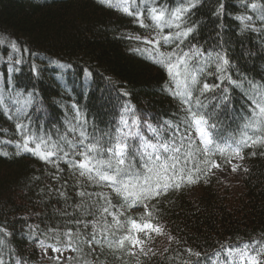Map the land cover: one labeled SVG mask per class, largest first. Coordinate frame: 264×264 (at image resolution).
<instances>
[{"label":"trees","instance_id":"obj_1","mask_svg":"<svg viewBox=\"0 0 264 264\" xmlns=\"http://www.w3.org/2000/svg\"><path fill=\"white\" fill-rule=\"evenodd\" d=\"M145 1L151 7L170 9L182 3ZM147 22L151 21L147 18ZM183 27L194 28L181 46L184 51L195 45L205 58L213 54L201 74V87L204 82L220 86L201 97L207 111L214 113L212 122L222 125L225 132L238 130L249 116L248 82L264 84V0H197ZM141 31L144 28L134 16L101 0H0V153L9 154L0 155L3 264H57L39 243L66 246L68 237L63 234L69 231L80 233L75 247L83 251L72 250L59 264H84L85 260L94 264H137L138 260L139 264H183L185 248L210 258L201 259L200 264H214L216 252L221 251L224 259L221 245L264 243V156L259 155L264 147L244 149L239 178L233 176L230 165L223 164L231 181L213 172L207 183L201 180L160 198L163 215L159 223L165 225L166 234H153L151 239L140 236L146 241L145 250L156 253L148 258L107 247L100 232L104 202L96 193L111 197L117 207L123 204L109 187L81 177L65 160L58 161L60 171L30 153L16 155L15 142L21 140L17 123L57 140L66 134L69 139L78 138V133L69 130L80 125L87 134L99 137L115 128L125 108L154 126L182 120L183 106L169 91L176 90L174 83L164 67L143 51L147 46L136 35ZM165 46L172 51L176 45ZM216 53L228 59L224 75L236 84L220 79ZM15 100L25 108L18 111ZM126 118L131 122V113ZM253 150L256 156L249 155ZM120 210L125 212L122 221L144 213L142 206L128 209L126 204ZM104 217L112 224L111 216ZM78 220L99 221L96 235L101 244H93L95 252L86 243L92 224L85 229L83 223H75ZM123 234L121 230L108 239ZM168 235L179 243L169 241Z\"/></svg>","mask_w":264,"mask_h":264},{"label":"snow or ice","instance_id":"obj_2","mask_svg":"<svg viewBox=\"0 0 264 264\" xmlns=\"http://www.w3.org/2000/svg\"><path fill=\"white\" fill-rule=\"evenodd\" d=\"M126 2L127 0L125 6H121L113 0H101V3L109 7H115L126 15L134 16L142 28L149 27L144 23V12L147 11L155 35L153 39L143 38V42L149 45L143 51L149 53L155 63L164 67L176 85L175 91L171 89L169 91L183 106L184 118L178 123L164 121L157 127L148 120L135 116L132 109L125 108L115 128L99 137L95 134H87L80 125L69 130L70 133H78V138L69 139L66 134L57 140H53L50 136L37 135L29 125L17 123L16 129L21 140L15 142L16 155L30 153L45 162L52 163L60 171L62 170L59 169L58 161L65 160L71 168L79 171L81 177H86L94 184L109 187L121 198L123 204L117 207L112 204L111 197L96 193L104 202L100 207L101 218L104 219V227L100 232L104 235L107 247L114 251L127 249V254L133 256L137 253L132 249L138 248L139 254L148 258L150 255L155 256L156 253L151 248L145 250L146 241L140 239V236L151 239L153 234L156 236L166 234L165 225L159 223V217L163 215L158 207L160 198L170 191H179L201 180L207 183L208 178L213 175L212 170L220 169L223 164L230 165L235 172L242 167L239 161L245 159L244 149L264 147V84L248 82L251 89L248 96L249 116L238 130L225 132L222 125L212 122L214 113L207 111L208 106L201 99L205 93L220 87L209 85L207 82L201 87V74L205 72L208 62L212 61L213 54L209 52L205 58L201 49L195 45H192L188 51H184L181 47L189 34L194 31L193 27H183V25L186 22V14L196 7L197 0H182V3L174 9L148 8L145 0H141L144 7H138L135 11L126 6ZM252 7L255 8L256 5L253 4ZM164 29H175V31L165 33ZM162 43L164 45L175 43L176 46L171 52H161ZM152 53L155 55H151ZM201 59L204 60V64L200 63ZM214 63L216 72L221 74V80L236 84L230 76L224 75L229 65L225 56L216 53ZM33 70L36 71L35 67ZM224 91L226 93L227 89ZM129 113L132 115L131 122L126 118ZM192 127L196 130L198 142L187 132V129ZM145 131L152 134L151 138L145 135ZM4 143L12 142L4 141ZM70 154L71 159L68 158ZM0 155L7 157L9 154L4 152ZM249 155L256 156L257 152L253 150ZM259 155L264 156V152H260ZM76 156L81 159H75ZM233 160L238 162L233 163ZM243 170L248 172L247 168ZM80 195L84 196L85 193L81 192ZM125 204L128 209L142 206L143 215L138 218L127 217L122 221L121 217L125 216V212L120 209ZM110 208H115L116 211L112 212ZM104 214L112 217V224H108ZM75 223L77 225L83 223L85 229L88 223L92 224L93 231L88 234L90 238H86V243L92 252H95L93 244H101V240L96 235L99 221L84 223L78 220ZM125 224H127L126 230ZM121 230H124L123 235L108 239L109 235L116 237V233ZM4 231L0 228V232ZM63 235L68 237L67 248L77 252L83 251L75 247L77 241H80L79 232L73 234L69 231ZM73 235L76 237L75 240ZM168 239L179 243V240L171 235H168ZM0 243H3V240H0ZM39 246L45 253L49 247L54 253L64 250L55 245H45L43 241H40ZM221 250L224 259L219 264H264V259L261 258L264 257V243L260 241L253 240L239 247L221 245ZM165 251L168 249L165 248ZM184 253L187 259L183 264H200L201 259L210 260L205 254L195 252L191 248H185ZM215 255L220 257L221 251L216 252ZM52 259L59 264V256H54ZM0 264H3L2 259ZM84 264H94V262L85 260Z\"/></svg>","mask_w":264,"mask_h":264},{"label":"rangeland","instance_id":"obj_3","mask_svg":"<svg viewBox=\"0 0 264 264\" xmlns=\"http://www.w3.org/2000/svg\"><path fill=\"white\" fill-rule=\"evenodd\" d=\"M114 3H119L121 6H125V0H113ZM145 3L147 4V6H149L148 8H151V6L149 5L150 2L149 1H145ZM126 6H128L132 11H135L136 8H143L144 4L141 3V0H135V3H133V0H127L126 2ZM153 7V6H152ZM147 18H148V13L147 11L144 12V23L146 25H149L148 28H144V31L138 32L136 33L137 37H139L141 40H143V38H148V39H153L154 35H155V30L151 27V22H147ZM169 30L164 29V32L167 33ZM147 47H149V45L145 44ZM160 51L161 52H171L170 49H168L163 43L161 44L160 47ZM175 88L176 85L174 84ZM19 104V105H18ZM15 105L18 107L17 110L20 111L22 109L25 108V105L22 104L19 100H15ZM158 127V126H157ZM147 132V131H146ZM188 133H190L191 138L193 140H196L198 142V137L196 135V130L195 128L191 131H187ZM146 136H148L149 138H151L152 134L150 132L146 133ZM238 161L233 160V163H237ZM239 163L242 165V161H239ZM232 170V169H231ZM241 170L242 167L238 168L235 172L232 171L233 176H235L236 178L240 177L241 174ZM214 172V174H219L221 177H223L224 179H226L227 181H231V175H229L222 167L220 169H213L212 170ZM45 245H54V244H45ZM57 246V245H55ZM60 248H63L64 250L62 252H56L54 253L52 251V248H48L47 252L45 253V251L42 249V251L44 252V254L47 257L50 256H59L60 258L69 256L72 253V249L71 248H67L66 246H57ZM132 251L134 252H139L138 248L132 249ZM223 259H221L220 257L216 258L215 263L214 264H219L220 261H222Z\"/></svg>","mask_w":264,"mask_h":264}]
</instances>
